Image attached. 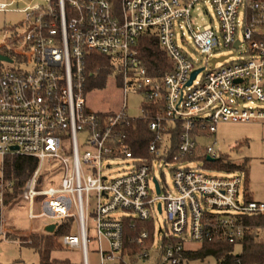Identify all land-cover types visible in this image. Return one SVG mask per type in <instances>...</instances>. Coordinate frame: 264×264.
Returning a JSON list of instances; mask_svg holds the SVG:
<instances>
[{"label":"built area","instance_id":"obj_1","mask_svg":"<svg viewBox=\"0 0 264 264\" xmlns=\"http://www.w3.org/2000/svg\"><path fill=\"white\" fill-rule=\"evenodd\" d=\"M205 2L217 26L211 18L204 27L193 22L194 8L204 7ZM21 3L24 6L17 7ZM9 11L23 13L24 19L0 31V55L7 58L0 60V156L38 159L21 193L29 218L45 217L56 225L74 218L78 234H64L58 241L62 247L80 250L82 264H88L91 192L95 193L91 216L100 264L120 259L122 220L131 215L149 220L156 212L164 213L166 229L160 239L176 241L161 246L159 240L155 245L154 236L150 248L156 247L158 264H180L186 239L196 243L224 240L239 247L251 228L245 217L264 216V202L246 197L241 172L219 173L202 164L188 167L191 159L186 157L197 147L193 129L215 134L220 122L264 125V0H0V12ZM148 31L173 66L158 79L148 74L137 49L138 39ZM221 48L247 56L227 62L225 55L212 66L211 60L221 56H208ZM89 51L108 58L110 75L118 76L124 94L140 93L143 102L158 105L162 101V107L152 113L141 105L137 117L129 116L125 105L109 113L86 110ZM192 51L206 56L203 65L192 58ZM197 68L201 70L187 85ZM134 121L147 122L154 133L148 146L150 160L134 158L125 142L126 129ZM176 127L179 139L171 153L170 135ZM206 152L217 156L211 145ZM46 159L57 160L62 175L56 185L39 186ZM118 159H129L130 164L118 176L109 177L111 165L106 162ZM161 162L175 164L172 190L152 173L154 164ZM11 185L0 177V223L3 195ZM37 201L40 210L34 212ZM117 211L123 214L114 216ZM254 229L264 240V225ZM147 236L143 231L140 246ZM148 258L144 247L137 260Z\"/></svg>","mask_w":264,"mask_h":264},{"label":"rangeland","instance_id":"obj_2","mask_svg":"<svg viewBox=\"0 0 264 264\" xmlns=\"http://www.w3.org/2000/svg\"><path fill=\"white\" fill-rule=\"evenodd\" d=\"M205 6L198 4L192 12L193 22L200 27L207 26L211 23L217 26V19L212 11L208 2H205ZM24 4H19L17 7L21 8ZM241 17V14L239 15ZM24 19V14L18 11L0 12V31L7 26H16ZM176 37L179 38V31L175 30ZM238 39L242 40L241 31L237 32ZM186 40L190 46H193L192 41L185 35ZM179 42V41H178ZM1 43V34H0ZM181 44V43H180ZM228 55L227 62L237 61L244 59L247 54L242 51H234L233 48H221L218 51H214L208 56V59L212 57H219ZM192 58L199 61V65H203L206 56L199 55L192 51ZM217 65H220L218 63ZM85 109L97 113H109L116 112L122 109L125 105V111L129 116L137 117L141 114V105L143 102L142 95L137 92L123 93L120 83L118 82V76L107 77L103 87H91L88 88L84 95ZM215 134L206 133L204 135H198L197 143L200 147L213 146L217 151V154H225L229 159L236 163H241L244 159H247V165L245 169L236 170L248 177L249 188L252 191L253 197L256 199L264 200V139L262 133L264 127L253 123H240V122H220L216 127ZM79 141L81 142V134H79ZM238 145V147H236ZM82 149V148H81ZM2 162L3 157L0 156V177L2 175ZM106 164H110V170L107 172L109 177L118 176L120 173L126 171L124 165L130 164V160L118 159L108 160ZM202 164L200 160H191L186 163L188 167H196ZM175 164L155 163L152 167L153 175L159 180V182L168 190L173 189L172 185V171L171 168ZM224 173V171H219ZM42 175V184L56 185L62 172L59 168V163L55 159H46L40 171ZM4 179V177H3ZM4 182H7L4 180ZM150 182V188H152ZM18 207L13 209H2V220L0 223V264H12L15 261H23L26 264H37L39 260L38 253L31 247L20 244L26 236L33 233L32 230H40L45 222H51V220L43 217L31 219L28 216V205L24 201H19ZM16 204V203H15ZM95 205V193L88 194V211L87 218V261L88 264H100L99 255L97 251V243L94 240L95 230L93 224V218L91 211ZM16 206V205H13ZM12 206V207H13ZM9 209V210H8ZM40 201L35 202L34 212H39ZM123 213L117 211L113 213L114 216H121ZM164 213L156 212L154 217L151 218L154 226L155 245H159V240L162 232L165 231L166 226L164 223ZM72 226L70 233L78 234V227L76 221L72 218ZM11 224L20 231L24 232L18 235V231L15 229L9 230L7 224ZM41 230L39 233H43ZM6 237V238H5ZM59 239V238H58ZM27 243L29 241L27 240ZM58 244L60 245L59 241ZM199 247V243L186 239L184 241V248L193 250ZM147 248V247H146ZM149 252V258L145 261H138L137 256L143 250L135 253L131 257L123 256L129 264H158V251L156 247L147 248ZM239 250V247H236ZM51 257L57 259H68L71 262L82 263L81 251L77 248H66L60 245L59 249L51 252ZM121 257V255H120ZM180 264H216V260L212 255L206 256L202 261L200 260H184Z\"/></svg>","mask_w":264,"mask_h":264},{"label":"trees","instance_id":"obj_3","mask_svg":"<svg viewBox=\"0 0 264 264\" xmlns=\"http://www.w3.org/2000/svg\"><path fill=\"white\" fill-rule=\"evenodd\" d=\"M137 49L146 67L148 74L156 79L160 78L165 72L171 71L173 66L166 53L160 47L158 40L153 33L149 31L144 33L137 42ZM86 88L103 87L109 74L111 73L110 63L106 56L96 52L89 51L86 55ZM120 82V79H118ZM160 103L142 102V106L152 113L156 107H162ZM128 134L125 142L128 144L132 156L139 161L150 160L152 156L148 153V146L153 140L154 133L148 129L147 122L134 121L126 129ZM206 134V133H205ZM198 135H204V132L198 129L192 130L193 138ZM179 139V127L171 131L170 150L171 153L176 151ZM238 147V145H236ZM206 147H197L192 156L186 158L191 160L202 161V166L213 171L232 172L244 170L248 160L244 159L241 163H236L225 154H217L213 161L208 160ZM38 166V159L32 156L18 154H7L3 156L2 175L5 181L11 182V187L3 195V205L12 207L21 197L22 189ZM245 176V175H244ZM42 175L38 176V184L42 186ZM243 189L246 197L250 199L246 188V177L244 179ZM245 222L251 226L246 231L243 240L240 243L239 250H236L234 244L224 240H215L211 242L199 243V247L193 250L184 249L179 254L180 263L184 260H200L206 256L212 255L216 264H256L264 261V240L258 237L254 227L264 225V216H246ZM72 218H66L59 223L55 230L50 233H31L26 236L22 243L33 248L39 256L38 264H82L71 262L68 259H57L51 257L53 250L59 249L58 238L64 234L70 233ZM122 251L120 259L113 264H129L124 261L123 256L131 257L141 251L144 247L149 248L154 240V226L152 220H141L136 217L125 216L122 220ZM143 231L147 232V238L144 240V246H140L138 239ZM27 240L29 243H27ZM176 238L160 239V245L164 246L168 242H175ZM12 264H26L23 261H15Z\"/></svg>","mask_w":264,"mask_h":264},{"label":"water","instance_id":"obj_4","mask_svg":"<svg viewBox=\"0 0 264 264\" xmlns=\"http://www.w3.org/2000/svg\"><path fill=\"white\" fill-rule=\"evenodd\" d=\"M234 46H235V47L238 46V42H237V41L234 43ZM225 57H227V56H221V57H219V58H213V59L211 60V62H212V66L214 65V63H215L216 61H218V60L220 61V60L224 59ZM4 59H7V58L4 57V56H2V55H0V60H4ZM200 70H201V68H197V69H195V70L192 71V73L190 74V78H189V80H188V82H187V85H190L191 81L194 79V77L196 76V74H197ZM13 149H15V148H13ZM207 159L213 161L215 158H214L213 156H208ZM154 182H155V185H156V191L159 192L158 183H157V181H156L155 179H154ZM157 207H158V210H160V204H158ZM55 228H56V223H50V224H47V225H46V227H45L44 230H45L46 232H50V233H52V232L55 230Z\"/></svg>","mask_w":264,"mask_h":264},{"label":"crops","instance_id":"obj_5","mask_svg":"<svg viewBox=\"0 0 264 264\" xmlns=\"http://www.w3.org/2000/svg\"><path fill=\"white\" fill-rule=\"evenodd\" d=\"M257 125H262V124H257ZM262 126L264 127V125H262ZM263 134H264V131H263V133H262V137H263ZM245 177H246V176H244V179H245ZM246 188H247V193H248L250 199H253V200H256V201L264 202V200L256 199V198L253 197L252 191H251L250 188H249V180H248V177H246ZM20 201H23V200L21 199V197H20ZM24 202H25V201H24ZM25 203H26V202H25ZM14 205H16V206L9 207V209H13V208H15V207H18V206H19V203H16V204H14ZM4 207H5V208H8V207H6V206H4ZM9 209H8V210H9ZM35 219H36V218H35ZM50 223H54V222H45L44 225L41 227L40 230H36V228H34V229H32V230H29V231H32L33 233H39L41 230L45 231L44 229H45L46 225H47V224H50ZM7 225L9 226V230H12V229L17 230V231H18V232H17L18 235H21L22 233H24V232L20 231L21 229L16 228L15 226L11 225L10 223L7 224ZM56 226H57V225H56ZM12 231H13V230H12ZM5 238H6V237H5ZM19 243H20V244H24V243H21V242H19ZM24 245H26V244H24ZM38 262H39V260H38ZM37 264H38V263H37Z\"/></svg>","mask_w":264,"mask_h":264}]
</instances>
